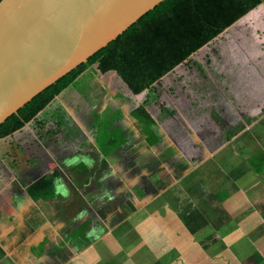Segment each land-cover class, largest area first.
Instances as JSON below:
<instances>
[{
	"label": "rangeland",
	"instance_id": "374dc122",
	"mask_svg": "<svg viewBox=\"0 0 264 264\" xmlns=\"http://www.w3.org/2000/svg\"><path fill=\"white\" fill-rule=\"evenodd\" d=\"M255 13V18L248 17L241 24L234 25L232 29L230 27L231 30L227 29L193 56L191 60L202 64L205 75L189 61L179 68L176 77L171 76L163 80L164 85H159L160 92L172 88L195 90V85H204L209 99L213 101L209 105H202L199 102L193 105L182 102L177 95H163L164 103L177 110L176 119H167L163 125L166 128L165 134L168 129L172 132L178 129L176 134L181 137L183 131L192 130L194 139L201 141L198 137L203 135L206 136L204 139L210 138L211 142L208 141L215 145L213 152L206 146L208 154L199 163L201 168L207 171L194 170L188 179H199L197 175L202 173L205 176L203 186L215 190L225 187V190H220L216 194L230 207L232 216L230 218L228 213V217L231 222L228 221L222 226L221 222L227 217L225 213H192L186 215L189 218L187 222L190 227L189 235L180 237L185 230L178 229L176 234L174 231H163L169 235L160 236L162 231L159 232L154 225L161 223H156L155 217L166 227L169 216L163 213L158 216L151 214V220L146 219L144 223L146 228L148 226L147 234L142 233L139 236L134 235L136 232L132 226L122 225V222L135 220V216L126 221L119 218L110 227L106 224L102 225V230H93L98 233L95 238L93 237L94 242L97 241L98 246L107 245L108 250L113 252L102 251L96 254L98 250L94 243L80 251L70 244L71 238L67 239L69 232L76 229L83 219L90 214L97 215L93 203L74 205L71 204L72 196L69 195L68 198L63 197L61 202L53 200L38 209V217L44 218L37 217L34 221L36 222L34 233L37 234L40 227L42 232H46L48 227L51 233L49 240L46 241L50 254L42 260L43 264H104L105 260L113 255L118 260L124 258V261L128 257L130 264H264V144L255 126L259 119H264V7L257 8ZM201 99L202 97L199 100ZM209 108L223 114L224 120L229 123L240 120L241 112L255 116L257 120L231 140L220 141L218 139L222 132L221 124L213 119ZM88 113L91 114L92 111ZM49 132V126L41 129L39 123L35 124L32 121L24 126L20 133L21 137L16 138L12 135L13 139L16 138L14 142L18 144L20 150L26 152L17 153L16 164L21 167L28 163L37 164L36 160L41 155L40 144L44 143L42 133ZM185 135L187 136L181 142L185 154L188 157L194 156L193 159L204 156L200 148H194L199 142L193 141L190 134ZM9 141L10 138L0 143V147L7 148ZM7 150H10V147ZM235 159L240 161L242 166H237L231 173L230 163ZM118 160L116 158L113 163ZM127 160L124 157L121 164ZM99 162L98 158L97 163ZM101 169L96 168L97 171ZM104 169L107 168L103 167V171ZM226 169L232 174L229 178L226 177ZM108 171L101 175L107 176ZM33 174L40 175L41 171ZM126 174H129L128 181H137L143 177L142 173L137 177H132L128 171ZM174 175L176 178V172ZM62 182L67 183V180ZM65 185L71 194L72 186ZM81 186L83 183L77 184V188ZM18 191V195H22V190ZM82 192L87 199L96 196L94 190L83 189ZM100 193L101 191H98L97 196ZM190 201L198 211L208 206L202 195H191ZM83 206L88 207L86 212H80ZM88 210L92 211L89 213ZM216 216L218 223L214 222ZM196 217L203 219L204 222L198 223ZM107 232L108 235L111 234L108 237ZM43 235L41 233L37 237L41 239ZM123 240L125 244L127 243L126 251L123 248L121 251ZM5 258L6 256L0 259L3 261Z\"/></svg>",
	"mask_w": 264,
	"mask_h": 264
},
{
	"label": "crops",
	"instance_id": "0c3cea01",
	"mask_svg": "<svg viewBox=\"0 0 264 264\" xmlns=\"http://www.w3.org/2000/svg\"><path fill=\"white\" fill-rule=\"evenodd\" d=\"M263 7L264 5H261L258 8ZM255 12L256 9L244 16L236 24H241V22L246 21L248 17L255 18ZM234 25L231 26V29ZM185 64L186 62L163 77L161 79L162 82L160 81L161 84H163V80H167L171 78V76L176 77L179 68L185 66ZM96 78L99 82V87L88 98L81 92L75 90V88L73 89V87L67 89L57 97L54 101V105H58V108L61 110L65 109L64 115L66 116H58L57 118L50 119V115H48L49 120L41 127L42 129L49 126L50 131H52L55 130L57 126L63 127L64 124H66L71 127V134L79 130L80 134L74 140H70L74 137H68L70 139H67L64 134L65 131H63V133L59 131L57 134L42 133L41 137L44 143L42 142L40 144L41 149H39V153L41 154L39 157L41 159L39 157L37 158V164L28 163L25 165L28 169L22 175L17 171V164L13 156L7 155L8 146L7 148L0 147V258L6 256L3 261L0 259V264H9L10 262H13V264H43L42 260L49 256L50 252L47 251L48 247L46 241L49 240L51 235V233H49L50 229L47 227V231L42 232L40 227L38 233L35 234L36 222L34 223V221H36L38 217V209L40 206L43 207L44 204H48L53 200L61 202L63 196L56 194L55 197L47 200H33L27 194V188L39 177L51 174L54 171L58 173L57 178H60L61 181L67 180V183H64L72 186V192L70 194L72 196L71 204H94L97 215L90 214L87 218L82 220L83 222L88 218H92L90 229H87V235L90 236L91 239L98 235V233L93 231L94 229L99 231L102 230V225L109 224L110 227L113 222L117 221L119 218L122 221H126L134 216L136 217L135 220L122 222V225L132 226L136 232L134 235L139 236H141L142 233L147 234L146 231L148 230V226L146 228L144 223L146 219L148 221L151 220V214L158 216L163 213L169 216L166 227L162 225L160 219L155 217L156 223H161L154 225L155 229L159 232L162 231L160 236L169 235V233L165 234L163 231H174L176 234L178 229L185 230L180 237L189 235L190 227L187 223L189 218L186 215L192 213H225L227 217L221 222L222 226L228 221L231 222L230 218L232 213L230 207L218 194H216L218 191L225 190L226 188L222 186L217 190L208 189L206 186L202 185L203 181L200 179H188L192 171L200 170L201 164L195 166L194 164L199 160H204V157L208 154L207 147L212 151L215 145L210 143V138L204 139L206 136L200 135V137H198V139L205 142L203 143L194 139L192 130L183 131L185 134H190L193 141L197 140L199 142L198 145H194V148H200L204 154V156L196 159H193L194 156L188 157L181 143L187 135L182 133L181 137L177 136L176 133L178 129L173 132L168 129V132L165 134L166 128L163 124L166 123L167 119H176V113L165 118V116L160 115L158 108L161 102L164 103L162 98L163 95H177L182 102H188L194 105L199 102L196 98V90H187L186 88L181 90L175 88H162L163 91L159 92V94H161L159 104L154 102L148 108L151 115L160 123V129L157 133L146 134L144 129L140 127L138 119L133 117L132 112L143 102L147 92L134 95L129 86L116 71L99 73ZM184 90H187V92ZM182 97L185 98L183 99ZM199 103L204 105L203 102ZM206 105H208V102ZM167 106L170 107V105ZM171 109L176 110V108L173 107H171ZM89 111L98 114L104 112L108 113L106 119L100 122L99 126L104 128L107 132H120V134L127 139L126 143L116 152L105 155L97 146L96 138L100 139V136L94 135L97 131L95 128L96 122H94L93 118L89 115ZM117 111L118 113H116ZM45 112L48 113L49 110L47 109ZM32 121L36 124L37 118ZM58 124H60V126ZM23 128L13 133V135L16 138L21 137L20 133H22ZM121 129L124 132H122ZM65 130L67 131V129ZM101 130L102 129H100V134L102 133ZM56 136L58 137L57 139L55 138ZM102 136L104 139L108 137L106 134H102ZM6 140H2L0 143ZM170 146H176L178 149V156L188 160L186 166L182 168L178 167V162L180 161L175 159L176 156H173L171 160H167L163 157L164 152ZM72 157H89L95 161V163L93 167H88L83 161L73 164L70 167L65 165V160ZM124 157L128 160L122 165L121 161ZM98 158L100 159L99 163H97ZM116 158L119 160L113 163ZM34 165H37L38 168L37 166L34 167ZM146 165L148 166L146 167ZM237 166H242V163L235 159L230 163V172H234ZM100 167L102 169L97 171L96 168ZM103 167L107 169L103 171ZM37 171H41V174L35 176L33 173ZM107 171V176L101 175V173ZM127 171L130 172L132 177H137L140 173L143 174V177H140L137 181H128L127 177L129 174H126ZM175 172L176 178L174 175ZM230 172L227 169L225 170L227 178L231 177L232 172ZM24 179L28 181L25 182ZM102 182H104V184H102ZM78 183H83V186L77 188ZM19 189L22 190V195L20 196L18 195ZM83 189H89L90 191L94 190L96 196L93 199L92 196H90L88 200L86 195L82 192ZM98 191H101L99 196H97ZM212 192L214 196L211 194ZM105 193H110L112 199H109ZM191 195H202L208 206L202 211L195 210L192 201H190ZM87 209V206H83L80 212H86ZM91 211L92 210H88L89 213ZM228 213L230 218L228 217ZM40 218H44V216ZM40 218L38 217V219ZM196 218L198 223L204 222L203 219ZM214 222L218 223L217 216ZM133 225H135V227ZM137 225L139 226L138 229ZM129 229L130 228H127V230ZM41 233L44 235L40 239L37 235ZM127 234L130 235V233ZM110 235L111 234L109 233L108 235L107 232L106 236L108 237ZM70 241V244L78 250L81 251L85 249H79V243L74 239H70ZM126 244L125 240H123L121 251H123L122 248L125 250ZM41 245L42 251H38V253L32 251L33 246ZM94 245H96L98 250L96 254H100L102 251L105 253L111 252L108 250L107 245L98 246L97 241H95ZM126 260H128L127 263H125ZM108 263L130 264L128 257L124 261V258L118 260L114 255L105 260L104 264Z\"/></svg>",
	"mask_w": 264,
	"mask_h": 264
},
{
	"label": "trees",
	"instance_id": "16d2710c",
	"mask_svg": "<svg viewBox=\"0 0 264 264\" xmlns=\"http://www.w3.org/2000/svg\"><path fill=\"white\" fill-rule=\"evenodd\" d=\"M261 5H264V0L163 1L141 17L116 40L90 57L87 62L79 65L49 86L17 113H13L0 124V141L10 138L8 143L10 150L7 151V155L13 156L16 160L17 153L22 152L18 144L14 142L15 139L11 137L13 133L35 118H37L40 127H43L49 120L48 115H50V119L58 116L65 117V109L61 110L58 105H54L55 99L71 87L88 98L99 87L96 78L99 73L109 71H116L134 95L147 92L143 102L132 113L146 134L157 133L161 125L151 115L148 108L154 102L159 104L161 79L173 72L178 66L185 62L189 63V61L195 64L205 75L202 64L191 60L192 57ZM195 90L197 97L199 99L202 97L201 100L197 99L199 102H203L204 105L207 102L208 105L213 102L209 99V94L206 93L204 85H195ZM158 108L160 115L165 116V118L176 113L175 109H171L163 102L158 105ZM47 109L49 110L48 113L45 112ZM209 113L218 124H221L222 132L218 139L220 141L231 140L250 123L252 124L254 120H257V117L241 112L240 120L229 123L224 120V115L215 109L209 108ZM107 114L105 112L89 113L93 121L96 122L97 133L95 132L94 135L100 136V139L96 138L97 146L105 155H110L120 149L127 139L120 132H107L99 126V123L106 119ZM58 125L60 126V124ZM255 126L258 128L256 129L259 131V137L264 144V119H259ZM100 129H102L101 134ZM59 131L62 133L65 131L64 134L67 139L74 137L70 139L71 141L80 134L79 130L71 134L72 129L66 124L63 127L57 126L55 130L49 133L57 134ZM122 132L124 131L122 130ZM102 134H106L108 137L104 139ZM22 153L26 154L24 150ZM173 156H176L175 159L180 161L178 167L182 168L188 164V160L178 156L176 146H170L163 154L167 160H171ZM202 161H197L194 166ZM27 169L26 166L21 167L17 164V171L20 175L24 174ZM200 170L207 171L203 168ZM57 177L56 171L39 177L28 186L27 194L33 200H47L55 197L53 182ZM197 177H200L201 181L205 180L202 173H199ZM211 194L214 196L213 192ZM91 223L92 218L81 222L76 229L68 234L67 239L71 238L78 242L79 249L95 243L94 239L87 235V229H90ZM32 251L34 253L42 251V245L33 246Z\"/></svg>",
	"mask_w": 264,
	"mask_h": 264
},
{
	"label": "water",
	"instance_id": "95a60500",
	"mask_svg": "<svg viewBox=\"0 0 264 264\" xmlns=\"http://www.w3.org/2000/svg\"><path fill=\"white\" fill-rule=\"evenodd\" d=\"M165 0H1L0 124Z\"/></svg>",
	"mask_w": 264,
	"mask_h": 264
},
{
	"label": "clouds",
	"instance_id": "9594fccd",
	"mask_svg": "<svg viewBox=\"0 0 264 264\" xmlns=\"http://www.w3.org/2000/svg\"><path fill=\"white\" fill-rule=\"evenodd\" d=\"M83 161L84 164H86L88 167H93L95 161H93L91 158L89 157H72L70 159H66L65 160V165L67 166H72L73 164H77L79 162ZM53 187L55 189V193L57 195H62L65 198H68L70 195V190L68 189L67 185H65L60 178H57L54 182H53ZM105 195H107L109 197V199H112L111 194L110 193H105Z\"/></svg>",
	"mask_w": 264,
	"mask_h": 264
}]
</instances>
